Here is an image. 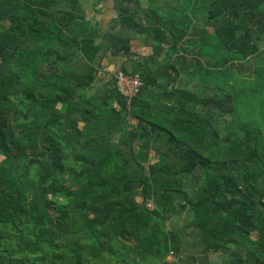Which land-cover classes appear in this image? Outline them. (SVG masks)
Wrapping results in <instances>:
<instances>
[{"label": "trees", "instance_id": "1", "mask_svg": "<svg viewBox=\"0 0 264 264\" xmlns=\"http://www.w3.org/2000/svg\"><path fill=\"white\" fill-rule=\"evenodd\" d=\"M82 1L0 0V264H169L166 219L187 209L209 264H264V135L214 84L258 66L264 0H189L204 29L187 0H115L101 42ZM144 33L150 57L131 52ZM106 54L142 80L130 104L98 79Z\"/></svg>", "mask_w": 264, "mask_h": 264}, {"label": "crops", "instance_id": "2", "mask_svg": "<svg viewBox=\"0 0 264 264\" xmlns=\"http://www.w3.org/2000/svg\"><path fill=\"white\" fill-rule=\"evenodd\" d=\"M83 5L86 7L88 12V16L93 20L94 23H97L100 27V38L99 42L103 41L109 35H119L122 29V25H118L114 27V20L116 19L119 13V7L116 6L115 0H83ZM142 8H148L150 5L153 7H157L160 12L168 10L172 4L168 2H154L148 3L145 1H141ZM184 6V4H182ZM130 9L137 8L136 5H124ZM184 13H181L182 16ZM185 15V14H184ZM138 19L139 16H136ZM145 16L141 14V20L144 22ZM189 38V37H188ZM184 45V44H182ZM131 52L141 56V57H150L154 55V48L151 44H147L146 42V34H138L134 37L131 42ZM154 46H157L154 43ZM164 51L170 48L169 45H165ZM185 51L184 49L181 50ZM189 51V49H186ZM200 54V51H199ZM101 64L98 66V79L101 83H108L110 79L115 77L116 73L120 71L123 58L122 57H113L106 54ZM204 58L206 54H203ZM182 56L189 58L186 56L184 52H182ZM164 57L162 55L160 58ZM204 58L199 57V63L206 65V60ZM178 58L174 56L172 59V63L178 65ZM183 62V61H182ZM190 61L187 59L185 65L181 67V73L184 75L185 72H189L190 70L187 68L189 66ZM199 64V66H200ZM140 78V77H139ZM192 219V213L190 209L187 210H176L171 213L170 216L166 219V229L173 234L178 235L180 250L168 257L169 264H209L212 261V257L205 251V245L202 240V230L196 228L194 226H190Z\"/></svg>", "mask_w": 264, "mask_h": 264}, {"label": "rangeland", "instance_id": "3", "mask_svg": "<svg viewBox=\"0 0 264 264\" xmlns=\"http://www.w3.org/2000/svg\"><path fill=\"white\" fill-rule=\"evenodd\" d=\"M150 2L164 3L166 0H150ZM192 3L193 2L187 0V4L190 8L187 10L184 9L183 13L188 19H190V22L192 21L194 23L193 27L198 26L204 29L206 11L200 5H198L196 8L190 6ZM215 40H217V38ZM217 44V58L219 59V62L221 61L222 63L225 58H230L231 54L229 55L228 53L224 52L218 40ZM257 58L259 59L258 66L257 64H252L255 58L252 61L246 62H240L236 60L231 61V63L236 62L237 64L235 67L237 69L236 72H239L240 70L243 72L241 74L237 73L227 76L224 69L225 67H222V71L219 72L214 78V84L222 86L232 93L236 102V108L241 116L246 120L253 122L254 125L258 127L261 130V133L264 135V53L260 54ZM239 62L241 65H238ZM239 66H243V68ZM233 72H235V69ZM258 78L262 79V82H256V79ZM210 81L212 82L211 79ZM236 83L240 84L236 85Z\"/></svg>", "mask_w": 264, "mask_h": 264}, {"label": "built area", "instance_id": "4", "mask_svg": "<svg viewBox=\"0 0 264 264\" xmlns=\"http://www.w3.org/2000/svg\"><path fill=\"white\" fill-rule=\"evenodd\" d=\"M116 82L117 87L122 94L128 101V104L138 96L141 87L143 85L142 80L139 78L138 75L131 76L127 75L121 71L116 73ZM149 208H152V203L147 204ZM173 254L171 253L170 256Z\"/></svg>", "mask_w": 264, "mask_h": 264}]
</instances>
